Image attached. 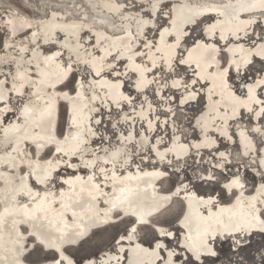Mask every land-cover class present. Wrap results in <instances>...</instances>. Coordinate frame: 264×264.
<instances>
[{
	"label": "snow or ice",
	"instance_id": "1",
	"mask_svg": "<svg viewBox=\"0 0 264 264\" xmlns=\"http://www.w3.org/2000/svg\"><path fill=\"white\" fill-rule=\"evenodd\" d=\"M17 4L3 5L0 36H27L34 27ZM144 4L135 5L142 13L131 18L135 31L93 34L92 51L81 43L80 26L72 25L65 33L71 42L59 50L33 49L26 61L0 57V66L15 64L14 73L0 79V114L18 113L14 123L0 119V168L10 170L0 171V264H264L260 249L258 261L245 256L251 238L264 235V129H253L260 135L256 142L245 143L240 133L246 150L235 164L209 135L216 131L231 140L228 121L241 108L251 113L255 105L256 117L264 119V28L248 33L257 15L264 18V0ZM126 5L105 3L117 12ZM209 13L215 22L202 27ZM189 28L200 35L189 38ZM49 31L64 29L49 25ZM36 38L32 31L30 43ZM0 47L8 45L0 39ZM256 58L261 67L246 82L241 69L246 73ZM130 73L138 93L152 88L139 112L132 108L123 116L142 122L143 131L135 130L141 137L132 154L139 157L135 172L126 148L113 146L101 130L105 116L111 124L113 106L119 113L133 104L122 90V77ZM239 88L246 95H237ZM193 101L200 107L189 114ZM135 136L121 133L118 143ZM97 138L107 146L93 148ZM250 155L242 172L241 160ZM62 167L89 174L64 178ZM21 225L28 227L21 231ZM219 240L231 241L230 252L216 247Z\"/></svg>",
	"mask_w": 264,
	"mask_h": 264
},
{
	"label": "rangeland",
	"instance_id": "2",
	"mask_svg": "<svg viewBox=\"0 0 264 264\" xmlns=\"http://www.w3.org/2000/svg\"><path fill=\"white\" fill-rule=\"evenodd\" d=\"M91 1H94V0H83L84 3L82 2V0H18V4L14 5V7L18 8V10L21 11L23 14L30 16L32 19L34 27L30 31L27 32L28 37L22 33H18L17 36H15V37H11L10 35L0 36V39H2L3 42L8 45L7 48L0 47V57H3L4 59L6 58L5 60H11L13 58L16 59L17 57H19V58L23 57L24 60L25 59L27 60L31 55V50L33 48H35L36 45H39V44H40V47L38 49H40V50H42V49H51L52 51L59 50V47L56 44V41H57V38H58V40H60V39L62 40L64 38L63 35L61 34V32L60 33L55 32V35L53 36V38L51 40H48L50 45L44 44V42L41 40L42 39L41 38V31H40V29L38 30V28L35 26L37 24V22H43L44 19L46 20V19L51 18V17L54 19H57V21H61V20L65 21L66 19L69 20L72 18L73 20L82 21V22H85L86 24H88L90 28L84 27L80 31V35L83 38L81 43H83L84 47L87 48L89 51H92V47L88 43L89 37L93 35V32L90 31V29H92V28L94 29L97 25L95 23L91 22V20L94 19V16H92L91 14H88L86 11V7H85V5H86L88 9L91 8V4H90ZM111 1H113L115 3H120L122 5L125 4V0H111ZM6 2H7V0H0V14H2L4 12L3 5ZM140 4H144V0H127L126 9L123 10L120 15L114 14L111 16V24L114 23L115 24V25L113 24L114 27L119 26V28H120L122 25L121 21L124 20V18L122 17L123 12H132L133 11L137 15H142V13L140 12V9L135 6V5H140ZM144 7L147 8L148 7L147 4H144ZM66 9H67V11H66ZM165 10H167V9H165ZM53 12L55 13V16H53ZM83 12L85 13V16H84ZM241 16L243 18L247 17L245 14H242ZM149 18H151V17H149ZM214 18L215 17L213 14H207V18L202 17L201 19L204 21V23L201 26L203 27V26H206L207 24L211 23L214 20ZM263 21H264V18H261L257 15V23L250 26L251 28L250 27L248 28L249 35H251L253 32L259 33L261 28H264ZM113 26H111V28L103 27L102 29L106 30V32H104V33H107V35H111V36L120 35L122 33V30L117 29V28L115 30H113L114 29ZM165 26H167V25H165ZM129 27H131V29L133 28L132 26H128V28ZM149 28H150V26H149ZM149 28H146L145 31L148 32L149 38H151L152 33H151V31H149ZM132 30L135 31L134 29H132ZM32 31L37 32L36 44L30 43ZM188 31L190 32L189 38H191V36H199L200 35L199 32L192 33L190 28L188 29ZM0 32H2V29H0ZM53 41H55V44L52 43ZM241 42H243V41H241ZM102 47H106V45H103ZM21 48H28L29 51L21 52L20 51ZM65 55H67V52L65 53ZM125 63H126V61H125ZM260 67H261V64L259 62V58H256L255 63L249 67V70L246 73H245V70L243 68L241 69L242 75H246V77H247L246 82H251V81H253L254 78H256V76H257L256 70L260 69ZM121 70H123V69H121ZM8 72L14 73V64L11 67H9L7 65L0 66V79H4L5 76L3 74L8 73ZM157 75H159V73H157ZM134 76L135 75H132L130 73L129 77H122V80L125 83V87L122 90L124 91L125 95H128V96L133 98V101H134L133 104L127 105V106H122L123 110L120 111L119 113H117L116 108L113 106V108H112L113 115L111 118V124L107 123L108 117L105 116V124L101 128L102 131L104 129H107V131L105 132V135L112 138V145L113 146L120 144V143H118V141L120 140L119 138L121 136V133H123L125 135V134H128L129 132H132L133 135L135 136V130L136 129H139L141 132L143 131V128H141L142 122L138 118H136L135 120L127 121V122H125L123 120L124 114L125 113H131L132 108H135L137 112L140 111V108H138V107H139L141 101L144 99L145 96H147L149 100L152 99V95H151L152 88L151 87L145 89L142 93L137 92L136 87H134V85L136 86V83H135L136 82V79H135L136 76L135 77ZM133 81L135 84L133 83ZM197 87H199V85ZM236 91H237V95L243 96L246 93L243 88H239ZM257 94L259 95V90H257ZM177 95H179V93H177ZM261 98H264V97H261ZM10 107H11V105H10ZM198 107H200V102L199 101H193L185 109V111L189 112V114H191V110L198 108ZM253 107H254V111L251 113L248 112L247 110L245 111V110H243V108H241L239 110L238 114L228 121V125H227L226 130H227L228 134L232 136L231 140L227 139V137L220 136L219 132H216V131H210L209 132V135H211L217 139L216 147H219L220 151H225L226 153L232 154L229 156V160H231V162L233 164H235L237 162V160L234 159L236 154L237 153H243L241 150L240 140L238 138L239 137V131H240L239 129L243 130L244 133H246V135L253 142H256L258 139H260V135L258 133L253 132V129H255L256 127L264 129V119L256 117L255 112L258 111L259 109L255 105ZM14 111H15V109L13 108V112ZM15 117H17V113H16V115H13L12 112H9L7 114H3L1 119H4V122L6 124V122L8 123L11 119H13ZM255 119H256V121H255ZM193 123H194V121H193ZM112 124L116 125L115 129L112 128ZM145 126H146V124H145ZM185 127H187V124H185ZM198 130L199 129H197V131L195 133H192L191 139L195 140L199 137ZM139 138H141V137L135 136L134 140L126 141L124 144V148H126V151L129 153L130 157L134 160V163H136V164L139 163V157L133 156L132 154L137 153L139 150ZM91 146L93 148L98 147V146L100 148H103V147H106L107 145L106 144H103V145L99 144V140L97 138L96 143H93ZM45 151H47V149H45ZM202 151L206 153L208 150L203 149ZM212 151L215 152V147L212 149ZM100 153H102V151ZM153 159H155L154 156H153ZM252 159H253V156H251V155L247 158H242L241 164H240V168H241L242 172H244L243 164L249 163ZM73 162L74 163H80L79 160H77V161L73 160ZM105 166L109 167L110 165H105ZM143 166H148V165L145 164ZM80 170L85 171V169H83V168H81ZM74 171H73V169L62 167L60 169V175L64 176L70 172L73 173ZM248 174H249V176H251V174H252L251 170H249ZM257 182H259L258 178H257ZM157 186L159 187L158 184H157ZM22 230H24V227H22ZM230 243H231V241H228V240H219L216 243V247L218 249L223 250V252H230V248H229ZM250 244H251L250 248H248L246 246L245 256L246 257L251 256L253 259L258 261L260 258V252L257 250L260 249L261 251H264V235H260V234L254 235L250 240Z\"/></svg>",
	"mask_w": 264,
	"mask_h": 264
},
{
	"label": "bare ground",
	"instance_id": "3",
	"mask_svg": "<svg viewBox=\"0 0 264 264\" xmlns=\"http://www.w3.org/2000/svg\"><path fill=\"white\" fill-rule=\"evenodd\" d=\"M82 2H83V0H82ZM107 2H109V3H113V1H111V0H107ZM232 2L233 3H235L236 2V0H232ZM84 3V2H83ZM105 3H106V0H94V1H91V8H87V6L85 5V7H86V11H87V13L88 14H91L92 16H94V19H92L91 20V22H93V23H95L97 26L93 29H90V31H92L93 32V34H100L101 36H104V35H107V33H104V32H106V30H104V29H102L103 27H109V28H111V26H113V24H111V16L112 15H114V14H117V15H120L121 14V12H117L114 8H112V9H110L109 7H105ZM115 3V2H114ZM66 11H67V9H66ZM54 13V12H53ZM83 14H84V16H85V13L83 12ZM209 14H213L214 15V17H215V14L214 13H209ZM243 14V13H242ZM241 14V15H242ZM25 15V14H24ZM123 16V18H124V20L123 21H121V27L119 28V26H116V27H114V29L113 30H115L116 28L117 29H121L122 30V33L120 34V36H122V35H124V30H126V29H128V26H132L133 28L132 29H134V30H136V27H137V25H136V21L135 20H133V19H131L132 17H135V16H138L136 13H134L133 11L132 12H123V14H122ZM57 17V16H56ZM241 18L242 19H246L247 17H245V18H243L242 16H241ZM43 20V19H42ZM213 22H215V18H214V20L211 22V23H213ZM43 23H44V27L42 28V29H40V31H41V40L42 41H44V39H45V34L47 33V39L48 40H51L52 38H53V36L55 35V32H51V31H49V25H55V26H57L58 28H62V29H64V32H61V34L63 35V39L61 40H58V38H57V41H56V44L58 45V47H59V49L61 48V46L65 43V42H71L70 40L69 41H66L65 40V33H70L71 32V26L72 25H78V26H80V29H83L84 27H89V25L88 24H86L85 22H82V21H77V20H73L72 18L71 19H66L65 21H57V19H54V18H48V19H44V21H43ZM115 25V24H114ZM263 25H264V21H263ZM168 26V25H167ZM166 26V27H167ZM252 26V25H251ZM90 28V27H89ZM88 28V29H89ZM251 28V27H250ZM104 30V31H103ZM85 31V30H84ZM89 32V31H88ZM250 32V31H249ZM40 34V33H39ZM88 34V33H87ZM107 36H111V35H107ZM28 37V36H27ZM10 38V37H9ZM158 38V37H157ZM37 40V39H36ZM5 41V40H4ZM94 43V42H93ZM49 44V43H48ZM18 45V44H17ZM40 45V44H39ZM50 45V44H49ZM19 46V45H18ZM103 46V45H102ZM246 47H247V45H245ZM22 47V46H21ZM33 49H35L36 51H40V49H38L37 47H35V48H33ZM32 49V50H33ZM32 50H31V54H32ZM56 51V50H55ZM5 54V53H4ZM48 54H50V53H48ZM5 56V55H4ZM31 56V55H30ZM13 57V56H12ZM9 58V57H8ZM6 59V58H5ZM16 61H20L21 60V58H19V57H17L16 59H15ZM25 61H26V59H25ZM126 63H127V61H126ZM14 71H15V64H14ZM135 77V76H134ZM136 79V82L135 83H137V77L135 78ZM253 79V78H252ZM252 82V81H251ZM133 83H134V81H133ZM134 83V84H135ZM134 87H135V85H134ZM243 92V91H242ZM245 95H246V93H245ZM139 108V107H138ZM243 110H245L246 111V109H243ZM253 114V113H252ZM2 115L3 114H0V119L2 118ZM17 115H18V113H17ZM229 115H231V111H229ZM4 118V117H3ZM8 121V120H7ZM255 121H256V119H255ZM14 122H16V117L15 118H13V119H11L8 123L6 122V124H11V123H14ZM146 127V126H145ZM257 128V127H256ZM240 131H239V140H240V144H241V136H240V133L241 132H244L243 130H241V129H239ZM198 132H199V130H198ZM128 134H125V136H127ZM119 138V137H118ZM247 138H249L247 135H246V133H245V140H244V142L245 143H247ZM120 139V138H119ZM141 140V138H139V141ZM126 142V141H125ZM125 142L123 143V144H118V145H116L115 147H120V148H124V144H125ZM241 150H242V152H244L245 150H246V148L244 147V145L243 144H241ZM46 152V151H45ZM3 153H0V155H2ZM98 155H103V152L102 153H98ZM85 159H91V157L90 156H85ZM77 161V160H76ZM135 164L136 163H134L133 164V166L131 167V168H129V171H132V172H135ZM105 166V165H104ZM106 167V166H105ZM110 167V166H109ZM142 167H144V170L145 171H152V168L151 167H149V166H142ZM25 170H27V169H25ZM0 171H4V172H10V170L7 168V167H4V168H0ZM70 171V170H69ZM74 171V170H73ZM67 173V172H66ZM74 174H76V175H82V176H85V177H87V175L89 174V170H86L85 169V171H81L80 169H77V170H75L73 173H68V174H66V175H64L63 177L64 178H67L68 176H71V175H74ZM0 187H3V185L2 184H0ZM141 187H144V185H141ZM158 187V186H157ZM40 188H41V190H43V188H42V186H40ZM51 190H53V191H55L56 189L55 188H52ZM79 211V210H78ZM21 227V231H23L22 230V227H24V228H27L28 227V225H21L20 226Z\"/></svg>",
	"mask_w": 264,
	"mask_h": 264
}]
</instances>
